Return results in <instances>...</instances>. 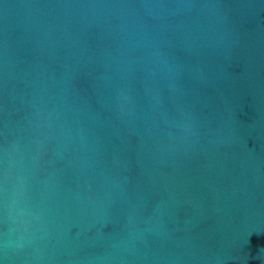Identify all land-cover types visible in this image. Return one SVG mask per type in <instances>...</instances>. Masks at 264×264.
<instances>
[{
  "label": "water",
  "instance_id": "water-1",
  "mask_svg": "<svg viewBox=\"0 0 264 264\" xmlns=\"http://www.w3.org/2000/svg\"><path fill=\"white\" fill-rule=\"evenodd\" d=\"M0 264H264V0H0Z\"/></svg>",
  "mask_w": 264,
  "mask_h": 264
}]
</instances>
